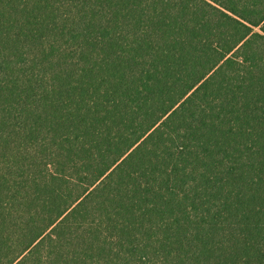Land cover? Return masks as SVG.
<instances>
[{"label":"trees","instance_id":"1","mask_svg":"<svg viewBox=\"0 0 264 264\" xmlns=\"http://www.w3.org/2000/svg\"><path fill=\"white\" fill-rule=\"evenodd\" d=\"M262 32L264 0H0V264H264Z\"/></svg>","mask_w":264,"mask_h":264},{"label":"snow or ice","instance_id":"2","mask_svg":"<svg viewBox=\"0 0 264 264\" xmlns=\"http://www.w3.org/2000/svg\"><path fill=\"white\" fill-rule=\"evenodd\" d=\"M145 2H150V0H145ZM201 3H204L208 6H213V2L214 0H200ZM261 34H264V32H262ZM130 159V157H129ZM47 165H48V168H49V172L51 174H55V171L57 170V164H56V161L55 160H51V161H48L46 162ZM139 183V182H138ZM141 187L143 186V184L141 183L140 185ZM184 196V191L181 190L179 191L177 194H176V199L177 200H180L182 197ZM112 239H117V237H112Z\"/></svg>","mask_w":264,"mask_h":264}]
</instances>
